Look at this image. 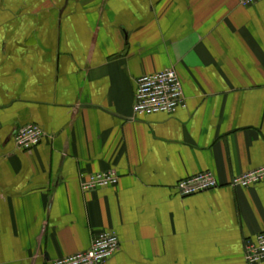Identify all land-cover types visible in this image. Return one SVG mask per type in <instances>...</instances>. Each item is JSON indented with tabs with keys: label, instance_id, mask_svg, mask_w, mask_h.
Wrapping results in <instances>:
<instances>
[{
	"label": "crops",
	"instance_id": "crops-1",
	"mask_svg": "<svg viewBox=\"0 0 264 264\" xmlns=\"http://www.w3.org/2000/svg\"><path fill=\"white\" fill-rule=\"evenodd\" d=\"M172 68L185 107L135 117V81ZM37 125L41 144L13 136ZM264 0H0V264L119 240L105 264H246L264 232ZM115 170L116 187L83 192ZM210 171L219 187L176 185Z\"/></svg>",
	"mask_w": 264,
	"mask_h": 264
},
{
	"label": "built area",
	"instance_id": "built-area-1",
	"mask_svg": "<svg viewBox=\"0 0 264 264\" xmlns=\"http://www.w3.org/2000/svg\"><path fill=\"white\" fill-rule=\"evenodd\" d=\"M261 0H237L242 7L254 6ZM185 107L183 86L177 72L167 68L156 73L143 75L135 81L133 111L135 117L157 114H173ZM44 138L42 129L37 125L19 128L13 142L16 150L30 152L41 144ZM119 174L115 170L90 175L81 185L83 192H93L102 188L116 187ZM264 182V166L250 170L232 179L230 187L249 189ZM219 187L214 174L204 171L180 180L176 185L178 195L188 197L199 193L212 192ZM119 249V240L112 231H104L93 238L89 248L71 256L56 259L52 264H105ZM246 264H264V232L248 239L243 246Z\"/></svg>",
	"mask_w": 264,
	"mask_h": 264
}]
</instances>
